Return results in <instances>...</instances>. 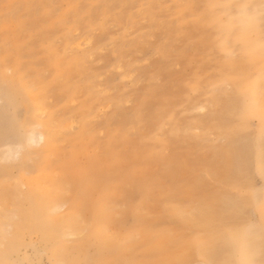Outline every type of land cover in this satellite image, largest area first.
Here are the masks:
<instances>
[{"label": "rangeland", "instance_id": "rangeland-1", "mask_svg": "<svg viewBox=\"0 0 264 264\" xmlns=\"http://www.w3.org/2000/svg\"><path fill=\"white\" fill-rule=\"evenodd\" d=\"M263 72L264 0H0L6 264L264 260Z\"/></svg>", "mask_w": 264, "mask_h": 264}, {"label": "bare ground", "instance_id": "bare-ground-1", "mask_svg": "<svg viewBox=\"0 0 264 264\" xmlns=\"http://www.w3.org/2000/svg\"><path fill=\"white\" fill-rule=\"evenodd\" d=\"M90 43V42H89ZM261 83H264V72L262 73V80L261 77H259L258 79H256V81L253 84V92H257L259 85ZM39 138L40 141L45 142L46 141V135L44 133H31L26 139L28 140V142H32L35 141ZM249 151V150H248ZM248 151L246 150V152L248 153ZM29 196H32V194H30ZM234 211H232V214L235 211H238V207L234 206L232 208ZM43 211H44V206L40 203H35L33 205V208L29 209L28 211H26L24 214L26 216V221H27V226L28 227H38L40 230V232L42 233V235L45 238H51L53 235L56 234V232L58 231V227L57 223L56 225H48L46 224L45 227H43L42 223V215H43ZM205 218H207L206 212L202 214ZM198 222H200V220L198 219ZM228 238V240L225 239V241L219 243L217 241V243L209 244V248L210 249H206L205 250V254H203L206 259L208 260V262L206 264H264V260H262V258H255V255H252V259L251 261H243V255L240 258H237L233 255V252L235 251V247L231 249L230 244H229V237H225ZM11 247H8V249ZM252 247H250V253H254L252 251ZM6 249L4 251H0V264H6V260L4 259L3 255L7 254V252H9V250ZM242 249V253L246 250V243L242 244V247L240 248ZM245 260V259H244ZM9 264H14V263H9Z\"/></svg>", "mask_w": 264, "mask_h": 264}]
</instances>
